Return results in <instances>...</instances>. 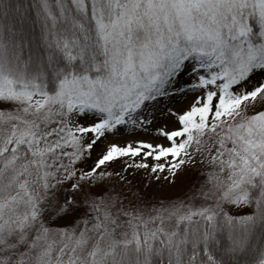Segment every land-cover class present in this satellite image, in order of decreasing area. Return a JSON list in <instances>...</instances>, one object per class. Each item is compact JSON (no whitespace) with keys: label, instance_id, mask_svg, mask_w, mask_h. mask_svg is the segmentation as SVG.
Returning a JSON list of instances; mask_svg holds the SVG:
<instances>
[{"label":"snow or ice","instance_id":"6c2138e0","mask_svg":"<svg viewBox=\"0 0 264 264\" xmlns=\"http://www.w3.org/2000/svg\"><path fill=\"white\" fill-rule=\"evenodd\" d=\"M0 104V264H264V0H0Z\"/></svg>","mask_w":264,"mask_h":264},{"label":"rangeland","instance_id":"374dc122","mask_svg":"<svg viewBox=\"0 0 264 264\" xmlns=\"http://www.w3.org/2000/svg\"><path fill=\"white\" fill-rule=\"evenodd\" d=\"M4 107V104H0V108ZM198 177L201 179L203 178V174L199 170L188 174H181L175 187L163 185L158 195L161 198L180 196L182 193L188 191V189L192 187L193 182L196 181ZM155 207H159V205L157 204Z\"/></svg>","mask_w":264,"mask_h":264}]
</instances>
